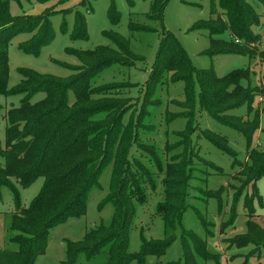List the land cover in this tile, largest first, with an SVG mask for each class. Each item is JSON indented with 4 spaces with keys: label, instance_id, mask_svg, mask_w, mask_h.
<instances>
[{
    "label": "trees",
    "instance_id": "obj_1",
    "mask_svg": "<svg viewBox=\"0 0 264 264\" xmlns=\"http://www.w3.org/2000/svg\"><path fill=\"white\" fill-rule=\"evenodd\" d=\"M12 1L19 2L0 0V96L22 95L23 98L19 107L9 113L5 142H0V190L8 188L11 191L16 209L7 226V246L0 247V264H36L46 251L50 231L70 218L85 215L87 195L92 187L98 185L102 170L108 166H111L109 192L101 205L113 206L112 219L108 225H100L88 231L81 241H69L66 244L68 258L61 264H73L80 254L89 260L101 256V264H130L134 260L143 262L147 256L162 257L174 241L177 225L187 210L186 190L196 164L193 160L204 161L189 142V136L196 130V111L205 112L246 140L248 158L242 163L236 158L237 153H233L226 145V137L210 130L203 134L214 147L232 158L233 169L239 168L233 176L239 186L233 187L230 220L221 224L220 233L233 223L239 198L243 196L244 208L250 219L247 233L228 239L226 243L228 247L237 249L251 248L245 256V263L251 256H262L264 227H259L252 219L255 217L254 202L258 199L257 182L264 177V150L253 148L252 142L258 130L264 134V109L254 111L256 87L242 86V81L249 82L251 79L250 69H237L221 78L215 75L213 68L196 70L176 39L165 31L146 81L143 108L136 121L134 112L126 121L133 106L127 98L117 99L118 94L113 92H118L122 87L128 89L129 84L113 82L116 84L107 85L110 89L94 90L92 82L108 68L117 64L130 67L142 57L130 50L128 41L118 33L107 31L103 36L112 46H101L93 51L67 50L81 63L80 66L60 65L72 70L73 74L69 77L58 78L20 68L18 72L22 76L21 82L9 89L8 55L12 40L18 34H33L31 39L18 47L25 54L38 56L41 48L52 40L50 16L58 13L52 11L37 17H13L10 15ZM149 1L147 20L161 25L168 0ZM210 2L211 14H217V7L221 14L216 18L199 21L191 28L192 31L209 32L211 47L205 54L209 57H259L264 63V48H253L255 44H261L260 35H255L253 29L261 25L256 7L264 9V0ZM109 16L112 24L119 23L115 8L111 7ZM86 28L85 16L79 11L75 12L72 40H86ZM129 30L132 34L155 31L154 27L133 19L129 22ZM61 31H66L64 23ZM225 33L230 41L218 39ZM167 75H170L169 82L166 81ZM178 82L184 84L185 96V102L178 105H186L188 111L186 128L179 134L184 150L162 159L154 144L142 143L139 130L149 118L148 106L154 105L152 98L155 91L160 86L167 87L170 83ZM196 83L198 92L195 90ZM258 91L264 101V91ZM40 93L45 94V97L32 103L31 99ZM93 93L102 97L94 99ZM156 105H160L159 101ZM243 106L246 107L247 120L242 116L228 114ZM132 146H136L140 157L130 155ZM168 148L171 149L168 153L176 149L174 146ZM203 164L220 171L213 164ZM159 176L162 177L165 195L157 205V214L163 220L164 239L142 238L140 251L130 253L129 235L135 215L134 204L143 205L147 202L146 188L154 189ZM39 178H44L43 186L30 206L23 208L21 193L15 183L22 189H28ZM249 189L251 193H248ZM207 192L206 198L220 199L221 191ZM222 210L220 202L219 213ZM197 215L205 238L211 236L212 229L210 232L201 213L197 211ZM182 240L184 264L218 262L219 259L215 261L216 256L207 252L206 240L196 233L183 229Z\"/></svg>",
    "mask_w": 264,
    "mask_h": 264
},
{
    "label": "rangeland",
    "instance_id": "obj_2",
    "mask_svg": "<svg viewBox=\"0 0 264 264\" xmlns=\"http://www.w3.org/2000/svg\"><path fill=\"white\" fill-rule=\"evenodd\" d=\"M111 7L115 8L119 15V23L112 24V18L109 16ZM212 4L210 0H168L163 11L162 24L153 23L147 20L146 14L150 12L149 0H19L10 3V15L20 17L23 15L37 17L48 12H58L50 16L53 27L52 40L48 45L41 48L38 56L25 54L19 49V44L31 39L33 34H18L14 37L9 47V84L11 89L18 85L22 76L18 70L20 68L31 69L39 74L51 75L58 78H67L73 74L72 70L62 67L80 66L79 59L67 53L68 49L80 51H93L101 46H112L110 41L103 36L104 32L111 31L118 33L129 43L130 50L141 56L138 61L130 67L114 65L108 68L104 73L98 75L92 82L94 90L97 88L110 89L109 84L113 82H124L129 84L128 89L122 87L113 94H118L117 99L125 100L127 98L133 106L126 116L128 121L131 112H134V120L140 114L146 97V81L156 60V54L163 39L164 32L170 33L182 49L186 52L192 66L196 70H208L213 68L215 75L219 78L224 77L230 72L249 68L251 79L249 82L242 81V86H250L257 89L254 111L264 109V101L260 96L259 89L264 91V63L259 57L252 59L240 55H219L209 57L205 54L211 47L209 32L192 31V26L199 22L216 18L221 14L219 7L216 8L217 14H211ZM260 15L261 25L253 29L254 34H259L261 44H255L259 50L264 48V9L256 7ZM81 12L87 23V39L72 40L71 34L74 30L75 12ZM133 19L135 22L154 27L155 31L150 33L132 34L129 30V22ZM64 23L66 31L62 32L61 27ZM218 39L230 41L227 33L219 36ZM237 42V41H236ZM239 43V42H238ZM254 46V45H253ZM64 63V64H63ZM129 63V62H128ZM127 64V63H126ZM62 65V66H60ZM170 76V75H169ZM167 75L166 81L170 77ZM112 88V87H111ZM117 88V87H115ZM198 92V86H195ZM45 94L40 93L31 99L32 103L42 100ZM100 95L93 93L92 98L99 99ZM22 95L6 97L0 96V142H5V129L9 124V113L19 107ZM154 103L148 106V119L142 123V129L139 130L141 141L145 145L154 144L158 149L162 159L170 158L173 154L183 152V144L179 134L185 130L187 125L188 111L186 105H178L185 102L184 84L182 82L170 83L166 87L160 86L152 98ZM159 101L160 105H156ZM73 103V98L71 99ZM230 115L242 116L247 120L246 107L229 112ZM196 130L189 136L190 146L199 152L204 161L194 159L196 162L192 172V179L186 190L185 203L187 210L177 225L175 238L166 253L157 258L147 256L143 262L132 261L130 264H168L175 262L184 264V245L182 240L183 229L192 231L202 237L207 242V252L211 256H216L218 262L209 261L206 264H264V250L262 256H251L246 259L245 256L251 248L237 249L228 247L226 240L236 236H242L247 233L249 217L244 208L243 196L239 198V204L236 208V215L233 223L221 231L223 222L230 220V207L232 204L233 187L239 186L234 180V174L239 170L233 169V160L230 156L223 153L207 141L203 134L210 130L228 139L226 145L234 153H237V159L244 163L248 158L245 138L234 130L219 124L205 112H195ZM264 126V116L262 117V127ZM264 134L258 130L253 136L252 147L259 151L264 150ZM176 147L173 152L168 147ZM131 156L140 157L136 146H132ZM236 155V154H235ZM149 166V163L143 159ZM203 162L213 164L206 166ZM151 167V166H149ZM206 167V168H204ZM111 177V166L102 170L98 185L92 187L86 199V212L80 218H70L66 223L53 228L48 236L46 251L44 255L38 258L36 264H61L68 258L66 244L79 242L84 235L100 226L108 225L112 219L114 208L111 204L101 205L109 192ZM160 177V176H159ZM15 182V180H12ZM44 178H39L28 189H22L17 183L21 193V205L28 208L32 200L37 196L43 186ZM207 191H221L220 199L206 198ZM251 193V189L247 190ZM258 199L254 202L255 217L252 219L259 227H264V177L257 182ZM147 202L143 205L135 203V215L133 225L130 231V253H137L141 249L142 238L146 240H163L164 224L162 218L157 214V205L163 201L164 189L162 177L156 181L155 188H146ZM222 203L223 210L219 213V205ZM197 211L202 214L206 225L212 233L205 238L204 229L200 222ZM16 213L13 202V195L8 188L0 190V247L5 248L6 232L9 218ZM213 225V228H212ZM16 234V233H14ZM13 234V235H14ZM102 257L89 260L84 254L77 256L73 264H101Z\"/></svg>",
    "mask_w": 264,
    "mask_h": 264
}]
</instances>
